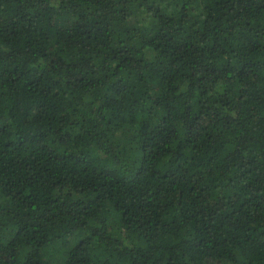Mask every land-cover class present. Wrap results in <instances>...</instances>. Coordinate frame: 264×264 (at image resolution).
<instances>
[{
  "label": "trees",
  "instance_id": "16d2710c",
  "mask_svg": "<svg viewBox=\"0 0 264 264\" xmlns=\"http://www.w3.org/2000/svg\"><path fill=\"white\" fill-rule=\"evenodd\" d=\"M0 264H264V0H0Z\"/></svg>",
  "mask_w": 264,
  "mask_h": 264
}]
</instances>
